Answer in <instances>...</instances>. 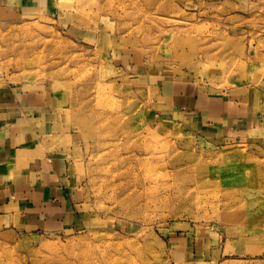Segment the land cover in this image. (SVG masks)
I'll list each match as a JSON object with an SVG mask.
<instances>
[{"label": "rangeland", "instance_id": "obj_1", "mask_svg": "<svg viewBox=\"0 0 264 264\" xmlns=\"http://www.w3.org/2000/svg\"><path fill=\"white\" fill-rule=\"evenodd\" d=\"M0 86L45 96L42 143L62 154L76 213L52 230L0 219V264H129L137 246L151 264H264V0H0ZM114 136L138 176L180 161L196 190L164 173L139 188L106 154Z\"/></svg>", "mask_w": 264, "mask_h": 264}, {"label": "crops", "instance_id": "obj_2", "mask_svg": "<svg viewBox=\"0 0 264 264\" xmlns=\"http://www.w3.org/2000/svg\"><path fill=\"white\" fill-rule=\"evenodd\" d=\"M177 87L168 93L180 97L184 107H195L201 116L210 114L209 100ZM46 109L42 93L0 86V219L16 217L30 231L71 227L76 221L62 154L42 143ZM230 125L229 136L240 135L238 125Z\"/></svg>", "mask_w": 264, "mask_h": 264}, {"label": "bare ground", "instance_id": "obj_3", "mask_svg": "<svg viewBox=\"0 0 264 264\" xmlns=\"http://www.w3.org/2000/svg\"><path fill=\"white\" fill-rule=\"evenodd\" d=\"M67 1H71V0H67ZM71 6H72V4H71ZM84 7H85V5H84ZM83 7V8H84ZM85 8H87V7H85ZM81 9V8H80ZM76 10V9H75ZM78 10V9H77ZM81 10H83V9H81ZM124 11V10H123ZM116 15H117V13H116ZM121 15V14H120ZM83 77V76H82ZM80 78V77H79ZM80 80H81V78H80ZM79 82V81H78ZM80 82H83V81H80ZM79 82V83H80ZM85 82V81H84ZM83 82V83H84ZM82 84V83H81ZM80 84V85H81ZM81 87H83L82 85H81ZM85 87V86H84ZM87 90V89H86ZM87 92V91H86ZM93 96V95H92ZM87 99V98H86ZM94 100V99H93ZM117 100V99H116ZM90 103V102H89ZM95 103V102H94ZM91 104H93V102L91 103ZM90 105V104H89ZM88 105V106H89ZM93 106H94V104H93ZM89 108V107H88ZM98 109V108H97ZM97 109L95 110V111H97ZM103 109V108H102ZM115 109V108H114ZM100 110V109H99ZM109 110V109H108ZM108 110H107V112H108ZM121 110V109H120ZM86 112H87V110H85ZM84 111V112H85ZM117 111V110H116ZM111 112H112V110H111ZM115 112V111H114ZM119 112V111H118ZM105 113V112H104ZM101 114H103L102 112L101 113H98V115H101ZM109 114V113H108ZM96 115V114H95ZM110 115V114H109ZM118 116H120L119 115V113L117 114ZM124 115V114H123ZM112 116H114V113H113V115ZM116 116V115H115ZM126 116V115H125ZM133 116V115H132ZM105 117H107V114H106V116ZM109 117V116H108ZM83 118V117H82ZM90 118V117H89ZM97 118H99L100 119V117H96V119ZM87 119V118H86ZM85 119V117H84V120H86ZM91 119V118H90ZM108 119V118H107ZM110 119H112V118H110ZM117 119L118 118H116V120L115 121H117ZM128 120V121H130L132 118H131V116H127L126 118H125V120ZM103 120H105V119H103ZM113 120V119H112ZM111 120V121H112ZM122 120V119H121ZM121 120H119V121H121ZM98 121H100V120H98ZM97 121V123H100V122H98ZM114 121V120H113ZM114 121V122H115ZM82 122H83V120H82ZM90 122V121H89ZM92 122H93V120H92ZM92 122L91 123H88V124H92ZM96 122V121H95ZM109 122H110V120H109ZM109 122H108V124H109ZM113 122V123H114ZM84 123H85V121H84ZM83 123V124H84ZM102 123V122H101ZM107 122H105V124H106ZM104 124V123H103ZM102 124V125H103ZM104 124V125H105ZM116 124V123H115ZM118 124V123H117ZM116 124V125H117ZM97 125V124H96ZM99 125V124H98ZM111 125H114V124H111ZM110 125V126H111ZM119 125V124H118ZM84 127H85V125H83ZM92 126V125H91ZM101 126V125H100ZM107 126V125H106ZM109 126V127H110ZM90 126H88V128H89ZM95 127V126H94ZM98 127V126H97ZM117 127H119V126H117ZM93 128V127H92ZM100 128V127H99ZM113 128L114 127H112V131L114 132H112L113 133V135H115V129L113 130ZM115 128H116V126H115ZM121 128H122V125H121ZM108 129V128H107ZM93 130H95V129H93ZM101 130H106V129H103V127H102V129ZM101 130H99L98 129V132L100 131L101 132ZM109 130V129H108ZM122 131V130H121ZM129 131V130H128ZM108 133V132H107ZM111 133V132H110ZM121 133V132H120ZM123 133V132H122ZM136 133H137V131H136ZM135 133V134H136ZM140 134H141V132H139ZM118 134V133H117ZM128 134V133H127ZM132 134H134V133H132ZM97 135V134H96ZM120 135V134H119ZM100 136V135H99ZM99 136H97L98 138H99ZM124 136V135H123ZM125 136H127V135H125ZM112 137V136H111ZM122 137V136H121ZM120 137V138H121ZM128 137V136H127ZM126 137V138H127ZM135 137V136H134ZM119 138V136H117V142L116 143H114V141L116 140V138H115V136H114V140L113 141H110L108 138H107V140H105V142L104 141H102V142H104L105 143V145L107 146H105V148H108L107 150H106V154H108L110 157H112L111 155H112V153L113 154H115V155H117V158L119 159V156H121V154H120V152H121V145L123 144H121V142H123L124 140H121V142H120V139H118ZM137 138H139V136L137 137ZM142 138V137H141ZM100 139H101V136H100ZM99 139V140H100ZM126 140V139H125ZM138 140V139H137ZM136 140V141H137ZM142 140V139H141ZM133 141H134V139H133ZM144 141V140H143ZM142 142V141H141ZM98 143H100V142H98ZM129 143V142H128ZM138 144V143H137ZM136 144V145H137ZM143 144V143H142ZM128 145V144H127ZM130 145V144H129ZM136 145H135V147H136ZM139 145V144H138ZM144 145V144H143ZM142 145V146H143ZM154 146H156V145H154ZM128 147V146H127ZM134 147V148H135ZM138 147V146H137ZM140 147H141V145H140ZM100 148H102L101 146H100ZM99 148V149H100ZM129 148V147H128ZM132 148V147H131ZM145 148L147 149V147L145 146ZM122 149H123V147H122ZM130 149V148H129ZM140 149V148H139ZM123 151V150H122ZM103 152V151H102ZM101 153V152H100ZM124 153V152H123ZM150 154H151V152H149ZM102 154V153H101ZM125 154V153H124ZM138 154V153H137ZM137 154L134 152V151H132L131 149L129 150V155L127 154V156L126 157H124V158H121V159H119V161H121V163L123 162V164L125 163H127V164H132L133 162L132 161H135L136 159L135 158H138V156H137ZM100 155V154H99ZM107 155V157H109ZM146 155V154H145ZM151 155H153V154H151ZM101 156V155H100ZM104 156H106V155H104ZM122 157V156H121ZM139 157H143V156H139ZM145 157H147V156H145ZM163 157V156H162ZM156 158H158V157H156ZM164 158H166V157H164ZM192 158V157H191ZM191 158H190V161H191ZM135 159V160H134ZM137 162V161H136ZM164 162V161H163ZM162 162V163H163ZM117 163V162H116ZM139 163V162H138ZM149 164H150V162H148ZM173 163H175V162H173ZM188 163V162H187ZM190 163V162H189ZM122 164V165H123ZM126 164V165H127ZM131 164H130V166H128L127 167V169L125 170V171H127L128 172V175L129 174H131V178H132V176H133V178L131 179V181H137L138 182V186H139V188L141 187V189H147V190H153V189H155V186H156V183H157V181L159 180V174H161V173H164L165 175H167L168 177H169V175L170 176H172V180H173V183L174 182H176V181H180L181 182V184H180V182H179V184H180V188H182L183 190H184V192L183 193H185V191L187 192V193H190V192H192V190L193 191H195L196 189L195 188H193L191 191H190V183H192V179H188V177H187V179H186V177H184L183 176V174L187 171V167L186 166H181V165H179L180 164V161L179 162H177L176 164H174V165H172L171 167H173V171L172 172H163V170L161 169V168H159L158 166H155V165H152V166H148V168L147 169H144L145 170V172L142 174V176H138L137 174H138V172L134 169V168H132L133 166L135 167V166H137L138 167V165H133V166H131ZM144 164V163H143ZM165 164H166V162H165ZM166 166V165H165ZM190 166H191V164H190ZM190 166H188V167H190ZM116 167V166H115ZM113 165H112V168H115ZM121 167V166H120ZM123 167V166H122ZM112 168H111V170H112ZM136 168V167H135ZM109 169H110V167H109ZM117 169V168H116ZM140 169V168H139ZM168 169V168H167ZM114 170V169H113ZM112 170V171H113ZM122 170H123V168H122ZM110 171V170H109ZM118 171V170H117ZM120 172V171H119ZM127 172H125L126 174H127ZM140 173V172H139ZM126 174H124L123 173V176H125ZM114 175H116V173L114 174ZM114 175H112V176H114ZM119 175H122V174H120L119 173ZM107 176V175H106ZM109 176V175H108ZM120 178V177H119ZM126 178H129V177H126ZM123 179V178H122ZM162 179V178H161ZM165 179V178H164ZM110 180H111V178H110ZM113 180V179H112ZM111 180V181H112ZM124 180V179H123ZM127 180V179H126ZM166 180V179H165ZM188 180V181H187ZM194 180V179H193ZM200 180H201V178H198V180H197V182H198V184L200 183L201 184V182H200ZM125 181V180H124ZM162 181H164L163 179H162ZM167 181V183L166 184H168L170 181H169V179L168 180H166ZM169 181V182H168ZM120 183L121 182H123V181H119ZM118 182V183H119ZM196 182V183H197ZM110 183V182H109ZM115 183H117V182H115ZM112 184H113V182H112ZM126 184V183H125ZM125 184L123 185V186H125ZM166 184H163V185H165L166 186ZM176 183H174V185H175ZM194 184V183H193ZM197 184V185H198ZM117 185V184H116ZM116 185H114V187H116ZM128 185V184H127ZM127 185H126V187H127ZM174 185H173V187H174ZM204 185V184H203ZM119 186H120V184H119ZM133 186V185H132ZM172 186V185H171ZM200 186V185H199ZM122 187V186H121ZM135 187H136V185H135ZM161 187V186H160ZM192 187H194V185L192 186ZM123 188V187H122ZM138 188V189H139ZM179 188V189H180ZM114 189V188H113ZM133 189V188H132ZM141 189H139V190H141ZM176 189H177V186H176ZM182 189H180L181 191H182ZM127 190V189H126ZM125 190V191H126ZM136 190H137V188H136ZM163 190H164V188H163ZM174 191H175V189H173ZM124 191V190H123ZM128 191V190H127ZM132 191V190H131ZM143 191V190H142ZM134 192L135 191H133V193L132 194H134ZM145 192V191H144ZM152 192V191H151ZM125 192H123V194H124ZM127 193V192H126ZM125 193V194H126ZM136 193H138L137 191H136ZM143 193V192H142ZM153 193V192H152ZM186 193V194H187ZM144 194V193H143ZM167 194H169V193H167ZM173 194V193H172ZM182 194V193H181ZM196 194H199V192H196ZM136 195V194H135ZM158 195V194H157ZM131 196V195H130ZM137 196V195H136ZM135 196V197H136ZM141 196V195H140ZM159 196V195H158ZM167 196V195H166ZM168 197V196H167ZM196 197V196H195ZM129 198V197H128ZM157 198V197H156ZM159 198V197H158ZM170 198V197H169ZM140 199V198H139ZM143 199H144V197H143ZM148 199V198H147ZM154 199V198H153ZM163 199V198H162ZM165 199V198H164ZM167 200V199H166ZM165 200V201H166ZM137 201H139V200H137ZM163 202V201H162ZM131 247V246H130ZM128 250V249H127ZM134 250H135V253L136 254H138V256H128L127 255V257H128V262H129V264L130 263H132V264H135V261H136V259L138 258V260H140V263L139 264H151L152 263V260L154 259V256H153V254H149L148 252H147V250L145 249V248H143V247H141V246H137V247H134ZM130 252V251H129ZM126 253V252H125ZM125 253H124V255H125ZM132 253V252H131ZM130 253V254H131ZM123 254V253H122ZM132 255V254H131ZM137 260V261H138ZM136 261V262H137ZM124 263V262H123Z\"/></svg>", "mask_w": 264, "mask_h": 264}]
</instances>
